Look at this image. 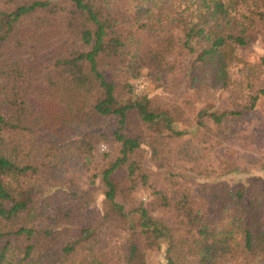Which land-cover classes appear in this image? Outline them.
<instances>
[{
    "label": "trees",
    "instance_id": "obj_1",
    "mask_svg": "<svg viewBox=\"0 0 264 264\" xmlns=\"http://www.w3.org/2000/svg\"><path fill=\"white\" fill-rule=\"evenodd\" d=\"M260 97L264 0H0V264H264L217 156Z\"/></svg>",
    "mask_w": 264,
    "mask_h": 264
},
{
    "label": "rangeland",
    "instance_id": "obj_2",
    "mask_svg": "<svg viewBox=\"0 0 264 264\" xmlns=\"http://www.w3.org/2000/svg\"><path fill=\"white\" fill-rule=\"evenodd\" d=\"M262 54L261 44L251 43L242 47L238 55L248 61H255ZM147 71H141L138 77L133 79L132 85L137 95L141 94H162L160 89L154 88ZM225 93L221 96L225 97ZM229 138L217 150V156L231 162L237 168L235 172L226 175L222 179L229 185L245 183L250 177H257L261 180L264 188V97H260L255 107L238 120L227 124ZM110 142L99 141L97 154L109 150ZM192 180V179H191ZM198 180L195 178L196 181ZM137 199L146 201L148 192L141 188L135 194ZM100 196L96 195V202ZM97 204V203H96ZM151 264H160L161 257L158 253H151Z\"/></svg>",
    "mask_w": 264,
    "mask_h": 264
}]
</instances>
